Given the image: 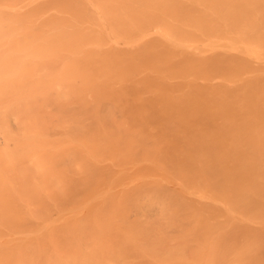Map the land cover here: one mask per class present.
Masks as SVG:
<instances>
[{
    "label": "bare ground",
    "instance_id": "bare-ground-1",
    "mask_svg": "<svg viewBox=\"0 0 264 264\" xmlns=\"http://www.w3.org/2000/svg\"><path fill=\"white\" fill-rule=\"evenodd\" d=\"M216 262L264 264V0H0V264Z\"/></svg>",
    "mask_w": 264,
    "mask_h": 264
},
{
    "label": "rangeland",
    "instance_id": "rangeland-1",
    "mask_svg": "<svg viewBox=\"0 0 264 264\" xmlns=\"http://www.w3.org/2000/svg\"><path fill=\"white\" fill-rule=\"evenodd\" d=\"M232 248H233V247H232ZM237 249H238V247H237ZM227 250H228V249H227ZM233 250H235V248L232 249V251H233ZM228 252H229V250H228ZM230 252H231V250H230ZM237 253H238V252H237ZM237 253H236V254H237ZM220 261H221V260H220ZM216 263H217V264H218V263H219V264H222L221 262H216ZM216 263H215V264H216Z\"/></svg>",
    "mask_w": 264,
    "mask_h": 264
}]
</instances>
